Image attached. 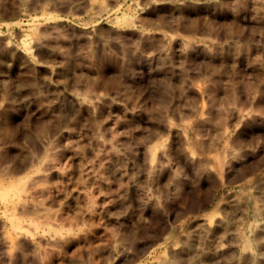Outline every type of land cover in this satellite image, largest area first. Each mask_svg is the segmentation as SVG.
<instances>
[{"label":"rangeland","instance_id":"rangeland-1","mask_svg":"<svg viewBox=\"0 0 264 264\" xmlns=\"http://www.w3.org/2000/svg\"><path fill=\"white\" fill-rule=\"evenodd\" d=\"M263 162L264 0H0V264H264Z\"/></svg>","mask_w":264,"mask_h":264},{"label":"crops","instance_id":"crops-1","mask_svg":"<svg viewBox=\"0 0 264 264\" xmlns=\"http://www.w3.org/2000/svg\"><path fill=\"white\" fill-rule=\"evenodd\" d=\"M252 162L249 165L246 164L247 162H244L242 165L237 167L231 174H228V175L222 174L220 176L218 182H229V181L231 182V180H232L234 182V183L232 182L233 185L239 184L240 186H248L249 185L248 182H256L257 181V179L255 178L256 170H254L255 167L253 166L254 164H252ZM263 164H264V162H263ZM261 168L264 169V165H262ZM259 170H261V169H259ZM235 172H237V174ZM247 173L248 174L250 173L249 176L246 175ZM243 179H245V180H243Z\"/></svg>","mask_w":264,"mask_h":264},{"label":"bare ground","instance_id":"bare-ground-1","mask_svg":"<svg viewBox=\"0 0 264 264\" xmlns=\"http://www.w3.org/2000/svg\"><path fill=\"white\" fill-rule=\"evenodd\" d=\"M186 7H187V5H186ZM197 15H198V14H197ZM197 20H198V19H197ZM191 23H192V21H191ZM192 26H193V24H192ZM191 28H192V27H191ZM202 32H203V31H202ZM202 32H201V33H202ZM188 33H189V32H188ZM190 33H191V32H190ZM230 33H231V32H230ZM199 34H200V33H199ZM192 38H193V37H192ZM138 51H139V50H138ZM212 75H213V74H212ZM217 84H218V83H217ZM166 92H167V91H166ZM244 113H245V112H244ZM246 113H247V112H246ZM239 141H240V140H239ZM205 146H206V145H205ZM204 148H205V147H204ZM205 149L207 150V148H205ZM171 156H172V155H171ZM237 157H238V156H237ZM239 161H240V159H239ZM261 164H262V162H261ZM247 165H249V163H248ZM235 168H236V167H235ZM260 168H261V167H260ZM254 170H255V169H254ZM249 172H250V171H249ZM235 173L237 174V172H235ZM235 173H234V174H235ZM251 173H252V172H251ZM249 174H250V173H249ZM249 174L247 173L246 175L249 176ZM202 175H203V174H202ZM243 175H244V174H243ZM246 175H245V176H246ZM201 177H202V176H201ZM241 177H242V176H241ZM246 177H247V176H246ZM238 178H239V177H238ZM238 178H237V179H238ZM243 180H245V179H243ZM200 182H201V181H200ZM229 182H230V181H229ZM231 182H233V181L231 180ZM231 182H230V183H231ZM233 183H234V182H233ZM21 189H22V188H21ZM9 190H10V189H9ZM23 190H24V189H23ZM175 191H176V190H175ZM177 194H178V193H177ZM177 204H178V203H177ZM217 210H218V209H217ZM146 222H147V221H146ZM64 229H65V228H64ZM137 232H138V231H137ZM135 233H136V232H135ZM107 252H108V251H107ZM123 255H124V254H123ZM151 262H152V261H151ZM123 264H124V263H123Z\"/></svg>","mask_w":264,"mask_h":264}]
</instances>
